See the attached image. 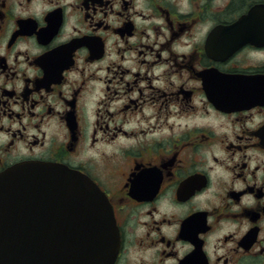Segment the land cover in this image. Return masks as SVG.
<instances>
[{"label": "flooded vegetation", "instance_id": "af4514ba", "mask_svg": "<svg viewBox=\"0 0 264 264\" xmlns=\"http://www.w3.org/2000/svg\"><path fill=\"white\" fill-rule=\"evenodd\" d=\"M87 176L111 264H264V0H0V175Z\"/></svg>", "mask_w": 264, "mask_h": 264}, {"label": "water", "instance_id": "95a60500", "mask_svg": "<svg viewBox=\"0 0 264 264\" xmlns=\"http://www.w3.org/2000/svg\"><path fill=\"white\" fill-rule=\"evenodd\" d=\"M117 249L111 208L86 176L48 162L0 175V264H111Z\"/></svg>", "mask_w": 264, "mask_h": 264}]
</instances>
